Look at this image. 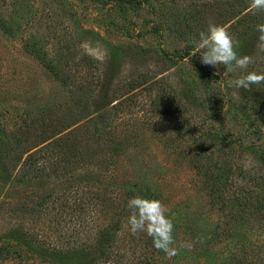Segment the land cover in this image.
I'll use <instances>...</instances> for the list:
<instances>
[{"label": "rangeland", "instance_id": "rangeland-1", "mask_svg": "<svg viewBox=\"0 0 264 264\" xmlns=\"http://www.w3.org/2000/svg\"><path fill=\"white\" fill-rule=\"evenodd\" d=\"M250 3L142 0L131 6L120 0H0V23L11 29L6 34L0 28V130L10 143L19 137L26 147V132L35 130L26 127L78 116L80 97L86 92L98 96L109 68L113 75L105 93L110 99L124 91L121 84L129 79L145 82L119 100L122 110L112 125L123 150L101 172L66 169L64 182L47 166L38 181L7 184L0 179V264H130L145 257L159 264H223L244 245L247 257L264 256V224L256 215L239 224L217 208L201 170L188 162L206 151L208 162L233 176V186L246 181L240 171L264 176V107L255 108L264 95L248 104L246 115L227 100L244 103L230 81L247 72L264 74V52L256 49V39L249 50L238 53L254 57L246 71L223 76V65L207 66L216 75L208 85L188 58L180 57L187 47L195 52L193 38L209 22L224 26L236 45L245 29L224 24ZM115 47L121 54L113 68L108 52ZM43 57L57 74L43 65ZM201 137H206L205 148ZM9 158L0 172L12 168ZM11 171L15 176L17 169ZM137 195L165 206L178 254L157 256L151 238L142 232L129 235L123 219L118 234L121 244L126 242V257L104 261L101 247L93 242L95 233L117 211L129 217L128 200ZM101 205L106 211L96 220L94 210ZM230 229L240 235L227 236Z\"/></svg>", "mask_w": 264, "mask_h": 264}, {"label": "trees", "instance_id": "trees-1", "mask_svg": "<svg viewBox=\"0 0 264 264\" xmlns=\"http://www.w3.org/2000/svg\"><path fill=\"white\" fill-rule=\"evenodd\" d=\"M120 2L122 5L138 6L142 0H120ZM240 11L241 13H245L240 17L239 15L241 13H234L235 15L229 18L228 22L224 24L227 25L231 23L232 25H229V29H234V27L245 29L237 37V44L235 45L237 53L245 49H250L251 44L256 42L259 35L256 31V25L264 24V14L262 15L259 11L251 9L250 6L240 9ZM0 28L6 34L11 30L3 21L0 23ZM89 32L92 33V31ZM35 52L38 53L36 50ZM109 52L108 56H111L109 66L111 65L115 68L117 66L116 62L121 53L117 47ZM180 57L182 60L188 58L189 63L194 67L199 78L206 82L205 85H208L207 83L209 79L216 78V75H214L206 65L201 63L199 53H192L190 47H187ZM87 60V63L90 62L89 58ZM43 62V65L47 69L52 73L57 74L54 64L50 63L46 58L43 59ZM105 75V79L104 77L102 79L104 87L99 92L98 96L93 95L91 92H86L84 96L80 97V100L78 101L80 107H78L77 110L78 116H72L68 119L61 118L55 120L54 124L50 122V125H47L45 120L41 121V126L39 127H26L35 129L31 133L30 131L26 132V140L24 141L27 142L26 147H23V143H21L19 137L15 138L13 143H10L4 134L5 132L0 130V136L3 134L2 141L0 137V166L4 168V166H6L4 164V159L9 158L8 156H10L9 161L7 162H9V165L14 170L17 169L15 176L11 171L12 168L9 171L3 169L0 172V179L3 182L10 184L15 179H20L23 182L41 180L45 175V168L47 166L50 168L54 167L57 178L65 182L67 181V175L65 174L66 169L72 171V168L75 167L82 172L83 170L89 172L92 169L101 172V170L98 169H103L111 164L110 158L119 155L123 150V144L117 131L118 129L115 128V131L112 125L116 115L118 113L120 114V111L122 110L118 108L119 100L130 93L133 95L134 92L140 88L141 84H144L145 82L135 78L129 79L121 84L124 91H122V93H117L116 97L110 99L109 97H106L105 93L107 85L110 83V78L113 75L110 68L105 72ZM263 87L264 83H261L258 85H252L249 89H237V93L244 101V103L240 102V105H236L234 101L230 100V97H228L229 95H227V100L232 104L233 109L242 115H246L248 104L252 105L253 101L258 100V94L264 95ZM117 100L118 102H116ZM121 101H124V99ZM260 101L261 100H258L255 108L263 110L264 100L261 103ZM205 139L206 137L204 139L201 137L203 142ZM101 145L102 147L100 148ZM3 146H6V155L2 154L4 153L2 152ZM201 147L205 148V142L201 144ZM104 151H106V153ZM198 156H200L199 159H196L195 155L192 160L189 158L188 162L192 167L201 170L211 197L217 202L215 204L216 207L226 212L228 211V216L233 218L239 224H241L240 222L245 218L249 216L254 217V215H256L258 220L264 224V176L257 179L255 177L246 176L240 171L238 172L239 177L241 180L246 181L240 186H233V176L229 175V171H227L226 168L219 167L217 163L208 162L209 159L206 155V151L205 153L200 151ZM260 160L264 163L263 156L260 157ZM39 162L43 163L38 166ZM57 169H59L60 172H58ZM104 198L105 197H102L100 199L102 204H105L106 202ZM44 200L45 198L41 201ZM41 201H39L40 204L42 203ZM92 202L90 201L88 204L92 205ZM98 205L99 204H96L95 207ZM104 207L105 206L101 205L98 210H94L96 215L94 219L98 220L102 216V212L105 213L106 210H104ZM122 213L123 211H117L114 213L115 216L113 219H111L107 225L99 228L95 233L96 237L93 238L94 244L101 247L99 257L103 258L104 261L108 260V262H112L113 260H117L116 257H126L124 256L126 253L124 246L126 242L122 245V233L121 235H119L120 233L118 234V232L122 230L120 225L122 220L128 219V217L124 216ZM120 216L124 217L120 218ZM242 225L244 226V224ZM239 227L240 226H237L235 230H239ZM124 233L128 232L125 231ZM128 234L132 236L131 232ZM237 235L240 234L231 231V229L230 231H227V236L229 237H235ZM25 246L28 245L25 244ZM151 247V250L153 253L156 252L157 256L163 254V251H158L154 248L152 238ZM30 249L35 252V249ZM247 251L249 250L244 245V247L237 252L236 256L228 258L223 264H264V256L259 255V257L250 258L247 257ZM119 252H122L123 254H119ZM129 263L159 264L157 261L146 257L140 259L133 258Z\"/></svg>", "mask_w": 264, "mask_h": 264}, {"label": "clouds", "instance_id": "clouds-1", "mask_svg": "<svg viewBox=\"0 0 264 264\" xmlns=\"http://www.w3.org/2000/svg\"><path fill=\"white\" fill-rule=\"evenodd\" d=\"M250 8L255 11H264V0H251ZM256 31L259 35L255 47L264 52V24L256 25ZM193 44L203 65L217 69L223 65L225 70L223 76L238 70L246 71L248 66L254 63L253 56L238 55L232 35L222 25L209 22L207 30L201 31L198 38H193ZM261 83H264V74L247 72L246 75L230 81V86L237 89H249L252 85ZM41 163L43 162H39L38 166ZM127 206L130 210L127 227L132 235L145 233L152 238L156 250L163 251L169 257L178 254L176 248L172 247L174 225L165 215L166 209L161 201L137 195L128 200Z\"/></svg>", "mask_w": 264, "mask_h": 264}]
</instances>
